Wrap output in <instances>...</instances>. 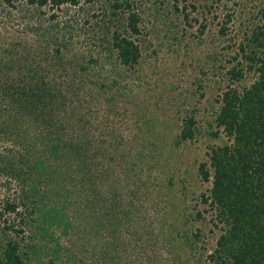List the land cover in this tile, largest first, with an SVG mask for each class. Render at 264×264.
I'll use <instances>...</instances> for the list:
<instances>
[{
  "label": "rangeland",
  "instance_id": "1",
  "mask_svg": "<svg viewBox=\"0 0 264 264\" xmlns=\"http://www.w3.org/2000/svg\"><path fill=\"white\" fill-rule=\"evenodd\" d=\"M113 2L80 0L77 5L57 7L50 0L44 5L0 0V212L6 201L18 203L21 195L44 200L40 204L44 206L43 198L54 192L52 206L72 219V235L62 241L68 248L61 264H92V246L103 240L95 241L88 232L84 235L83 228L91 221L101 229L104 220L127 212L112 237L106 228L101 229L115 251L111 255L107 251L93 264L113 260L211 264L207 257L216 248L224 224L216 218L211 200H204L212 178L204 181L199 166L209 164L212 146L232 140L223 133L221 139L212 135L217 128L210 124L209 110L212 104L217 108L215 99L229 84L236 86L238 81L229 71L242 59L238 46L246 30L264 22V0H137L141 33L136 37L141 53L130 67L119 62L115 49L92 43L103 32L97 24L105 20V10L111 14ZM55 23H60V29ZM67 24H72L69 31ZM43 30L49 38L42 35ZM69 33L67 39L60 37L53 43L54 36ZM54 46L62 56L54 54ZM8 64L13 67L6 68ZM245 75L239 81L241 88L258 78L254 72ZM39 81L50 82L51 91H59L55 98L69 94L68 104H54L46 111L54 135L38 132L19 145V139L4 129L13 124L19 131V101L11 99L19 98V91L9 97L3 90H22ZM194 104L201 131L194 140L180 141L183 119ZM33 127L32 132L26 129L33 133ZM58 135L63 141L56 140ZM42 160L57 168V177L37 176L35 164ZM79 164L87 165L96 176L91 178L84 171L79 175ZM90 180L100 182L103 189L99 191ZM110 202H116L117 208L108 210ZM98 209L105 213L102 219ZM37 211L26 210L25 218L37 217ZM10 221L16 229L22 225L16 212L0 215V254L9 237L23 238L6 229ZM46 258L48 264H55L48 261L51 256Z\"/></svg>",
  "mask_w": 264,
  "mask_h": 264
},
{
  "label": "trees",
  "instance_id": "2",
  "mask_svg": "<svg viewBox=\"0 0 264 264\" xmlns=\"http://www.w3.org/2000/svg\"><path fill=\"white\" fill-rule=\"evenodd\" d=\"M6 1L8 4H13L17 0ZM27 1L30 4L39 5H44L48 2V0ZM50 1L57 7L63 4L77 5L80 3V0ZM88 1L91 2L93 0ZM157 1L155 0V3ZM136 2L137 0H114L109 5L112 10L111 14L108 15L106 10L103 12L105 20L102 22L104 24H97L103 32L96 38L98 40L94 38L92 42L94 43L93 45H97L103 49H115L118 53L119 62L127 67L138 62L141 53L140 44L137 43L138 37H136L141 33L138 28L140 16L138 8L135 6ZM92 7L93 5L90 8ZM193 7L195 8L196 6L193 5ZM127 12H129L128 16H126ZM95 14L93 13V15ZM52 18H54V15ZM59 25L60 23H55L53 26L56 29H60ZM71 27L72 24H67L65 30L69 31ZM249 30H246L244 39L241 40L238 46L242 59L229 71L232 79L238 82L236 86L229 84L222 94L216 97L215 101L219 103L217 108H214V104H212L209 110L212 120L209 119L208 122L211 120L210 124L217 128V130L212 131V135L221 139L220 133H223L232 142L216 147L212 146L208 151L210 165L207 162H202L199 166V173L204 181L209 182L212 178L210 194L205 196L204 200L206 202L211 200L210 205L217 212L216 218L224 224L223 226L221 225L223 232L220 235L216 248L207 257V260L211 264H264V22L262 25L254 27L251 31ZM45 34L47 35L46 30H43L42 35L45 38H49ZM69 35L71 33L68 36L66 34L54 36L52 41L54 43V40H59L60 37L67 39ZM45 38L41 39L45 40ZM54 49L55 55H63L59 47L54 46ZM83 56L85 55L83 54ZM233 58H237V56H233ZM58 59H61V57ZM92 59L95 60L94 58ZM5 67L10 69L13 65L8 64ZM24 68L26 67L24 66ZM245 72H254L258 75V78L250 86L241 88L239 81L244 79L246 76ZM48 83L50 82L45 83L43 81L41 83L39 81V83L36 82L30 88H28L30 85L28 84L27 88L22 87V90L16 89L13 92H9L7 87L3 90V94L6 96L19 91V98H11L12 100L19 101L17 103L19 108H16L17 117L22 118L21 121L19 119V131L14 130L13 126L17 125L13 124L12 126L9 124L7 125L8 127L4 128L13 133L15 140L19 139V145L27 141L28 138H31V134L32 139L38 135V132L52 135L51 124H49L51 115L47 114L46 111L48 108L51 109L54 104H68V100L66 101L65 99L66 97L69 98V94L67 96L61 93L62 95L59 98H55L56 93L57 95L60 93H58L59 91L56 93L52 92L53 88H49L47 86ZM200 85L203 87L202 84ZM56 88L58 90V86ZM19 89L21 88L19 87ZM68 90L70 89L68 88L66 91ZM7 92L11 94H7ZM201 94L204 95V92ZM61 98L63 102L60 100ZM12 100L11 102H13ZM14 105L15 103L13 102ZM194 105L190 114L187 111L183 119V127L179 134L180 141L186 139L194 140L196 135L201 131L197 127L196 119L198 106ZM205 108L208 109V106H205ZM38 113H46L47 115L41 117ZM26 123L30 125L28 126L29 128L26 127ZM25 127L30 132H32V128L30 127H33L35 128V132L30 133ZM152 127H155V125ZM59 132L61 131L59 130L57 134ZM79 139V143L81 144L83 137ZM56 140L63 141V138L58 135ZM152 144L151 142L150 145ZM57 145L61 144L58 143ZM73 145L74 143L69 144V148ZM37 165L40 166L41 171L38 170ZM61 165L64 166L60 163L59 166ZM86 166L79 164L78 167H80V172H82L78 171L79 175H83L84 171L89 177L94 178L96 176H94V171L91 172ZM34 169L38 172L37 176L50 174L51 177H57L54 176L57 168L53 169L50 163L48 164L43 160L39 161V164L36 162ZM72 174L74 175L75 172L72 171ZM90 181L92 185L96 184L99 187V191L103 189V186H100V182L96 183L95 180ZM45 182L48 184L52 183L51 180ZM112 189L113 186H108V190ZM108 190L106 189L105 192H108ZM53 193L50 192L48 198H43L46 200L44 206L40 205L41 201L44 202V200L36 201V198L30 195H21L19 197V205L17 202L10 201L4 203L2 209L4 212H0L1 216H5V213L16 212L21 216L22 220V225L19 229H16L11 221L10 224H8L9 221L6 223L8 224L5 226L6 229L14 230L18 236L23 234V238L18 240L17 238L9 237L7 241H4L0 254V264H48L46 258L48 256H51V259H48V261L61 264L60 261L66 256V249L68 248L63 246L62 241L67 240L72 235V219L55 208L54 205L52 206V197L55 196ZM117 205L116 202L115 205L110 202L107 206L108 210H111L112 207L117 208ZM20 207L23 209H19L18 212V208ZM26 210L31 214L39 210V214L35 218L29 216L30 219H27L25 218V214H27ZM96 213L99 215L98 219H102L104 212L100 211ZM127 214L128 212L119 218L114 217L111 221L104 220V223L100 224L101 229L106 228V234L112 237L114 227L122 225L123 216L125 217ZM94 225L95 223L91 224L90 221L83 228L84 235L88 232L89 234H93L95 241L100 238L103 240L102 244L99 241L92 246V264L100 256L106 257L107 251L111 252L110 255L115 251V245H113L112 240L105 238L102 230L99 228V224ZM108 262H110L109 258ZM112 264H120V262L113 260Z\"/></svg>",
  "mask_w": 264,
  "mask_h": 264
}]
</instances>
